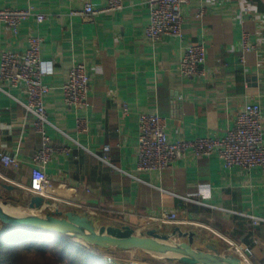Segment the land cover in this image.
<instances>
[{"label": "crops", "instance_id": "crops-1", "mask_svg": "<svg viewBox=\"0 0 264 264\" xmlns=\"http://www.w3.org/2000/svg\"><path fill=\"white\" fill-rule=\"evenodd\" d=\"M107 2L0 0V8L34 6L45 14L41 23L24 21L17 34L0 24V62L4 50L23 52L30 36H42V57L53 64L44 78L51 87L45 96L47 132L54 143L71 147L48 164L54 198L46 201L51 203L28 208L34 195L25 187L41 139L32 118H26L22 88L0 79V151L21 160L18 169L0 163L1 200H15L39 214L74 210L99 226H130L137 234L177 229L193 233L199 248L221 254L233 255L230 243L243 245L251 264H264V222H251V216L264 218L261 168H226L216 155L189 153L162 172L137 169L142 113L166 117L171 141L222 136L247 103L260 104L264 125V0H188L181 6L182 37L166 35L158 41L145 34L148 0H124L122 9L93 20L71 14L86 3L101 7ZM191 42L206 47L205 74L183 78L179 65ZM74 62H85L90 75V105L79 111L66 105L61 88ZM78 117L88 119L85 134L77 131ZM106 144L108 162L102 159ZM162 212L198 223L157 226L149 217ZM174 240L188 241L189 236L177 234ZM90 248L113 264H181L140 249Z\"/></svg>", "mask_w": 264, "mask_h": 264}, {"label": "built area", "instance_id": "built-area-1", "mask_svg": "<svg viewBox=\"0 0 264 264\" xmlns=\"http://www.w3.org/2000/svg\"><path fill=\"white\" fill-rule=\"evenodd\" d=\"M187 2L188 0H148L150 20L145 30L146 36L153 41H158L166 35L182 37L181 6ZM123 7L124 0H108L107 4L101 7L86 3L80 10H72L71 14L80 15L85 20H93L97 14L114 12ZM30 18L41 23L45 19V14L36 11L34 6L0 8V24H5L14 34L19 33L22 23ZM246 35L243 47L247 51L250 45ZM42 43V36L34 34L30 36L25 51L4 50L1 54L0 79L12 87L22 88L27 97L24 104L26 118H32L33 128L41 139V145L31 159V181L25 189L34 196L51 199L54 195L53 184L47 175L48 164L59 152L69 154L71 147L54 143L47 132L50 120L45 96L51 87L45 83L44 78L52 72L53 64L43 59ZM206 59L207 50L203 43H189L180 61V75L183 78H192L205 74ZM61 88L67 106L79 111L90 105V75L85 62L73 63L68 79ZM123 107L125 112L129 110L127 104ZM138 124V170L162 172L171 169L176 160L185 158L191 153L196 158L216 155L226 168L239 166L244 170L261 168L264 171V125L259 103H247L237 113L234 126L222 136L171 141L167 134L168 119L159 113L140 114ZM88 130V119L78 117L77 131L85 134ZM109 151L110 145L106 144L102 156L106 162ZM0 163L14 169L21 166L17 154L12 155L2 151H0ZM149 219L157 226L182 222L192 225L198 223L193 220L181 221L175 212H162L160 216H150ZM251 222L253 225H258L264 222V218L251 216ZM4 226L0 221V232ZM230 251L237 257L238 254H243L249 259L250 250L243 245L230 243Z\"/></svg>", "mask_w": 264, "mask_h": 264}, {"label": "water", "instance_id": "water-1", "mask_svg": "<svg viewBox=\"0 0 264 264\" xmlns=\"http://www.w3.org/2000/svg\"><path fill=\"white\" fill-rule=\"evenodd\" d=\"M12 187V186H9ZM0 197V221L5 226H30L73 236L77 241L94 248L131 250L140 249L150 252L158 259L174 260L181 264H241L237 256L221 254L194 245L193 233L174 230L171 233L152 229L148 235L137 234L130 226L106 227L92 218L74 210L63 212L55 210L46 215L36 212L23 216H11L1 203L17 206ZM51 202L42 196H34L28 206L31 210L41 209ZM188 235V241H176L174 237ZM137 264V263H134Z\"/></svg>", "mask_w": 264, "mask_h": 264}, {"label": "trees", "instance_id": "trees-1", "mask_svg": "<svg viewBox=\"0 0 264 264\" xmlns=\"http://www.w3.org/2000/svg\"><path fill=\"white\" fill-rule=\"evenodd\" d=\"M0 264L113 263L71 235L30 226H4L0 232Z\"/></svg>", "mask_w": 264, "mask_h": 264}, {"label": "bare ground", "instance_id": "bare-ground-1", "mask_svg": "<svg viewBox=\"0 0 264 264\" xmlns=\"http://www.w3.org/2000/svg\"><path fill=\"white\" fill-rule=\"evenodd\" d=\"M1 205H2V208L11 216H23L27 214H32L33 212V211H27L21 206H14L11 204L5 205L3 203H1ZM238 258L241 264H251V261L247 258V256L243 254H238Z\"/></svg>", "mask_w": 264, "mask_h": 264}, {"label": "rangeland", "instance_id": "rangeland-1", "mask_svg": "<svg viewBox=\"0 0 264 264\" xmlns=\"http://www.w3.org/2000/svg\"><path fill=\"white\" fill-rule=\"evenodd\" d=\"M17 206H21L24 208V206L22 204H17ZM25 209V208H24ZM26 210V209H25ZM47 213H42L41 215H46ZM145 258V257H144Z\"/></svg>", "mask_w": 264, "mask_h": 264}]
</instances>
